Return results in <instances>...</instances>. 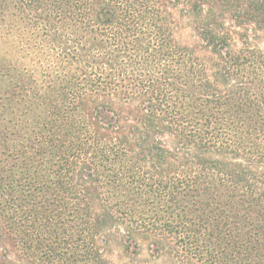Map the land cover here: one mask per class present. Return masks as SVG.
<instances>
[{
    "label": "trees",
    "instance_id": "obj_1",
    "mask_svg": "<svg viewBox=\"0 0 264 264\" xmlns=\"http://www.w3.org/2000/svg\"><path fill=\"white\" fill-rule=\"evenodd\" d=\"M260 34L264 0H0V264H264Z\"/></svg>",
    "mask_w": 264,
    "mask_h": 264
},
{
    "label": "rangeland",
    "instance_id": "obj_2",
    "mask_svg": "<svg viewBox=\"0 0 264 264\" xmlns=\"http://www.w3.org/2000/svg\"><path fill=\"white\" fill-rule=\"evenodd\" d=\"M180 6L175 8L174 16L178 23V39L188 46H195L198 38L196 36V32L192 23L191 16L188 14V7H186L182 2L179 4ZM230 25L231 22L229 21ZM255 44H257L260 48L264 50V36L260 34V37L256 40ZM119 243L113 245L109 257L115 263H120L123 261V254L121 253V248ZM145 260V259H143Z\"/></svg>",
    "mask_w": 264,
    "mask_h": 264
}]
</instances>
